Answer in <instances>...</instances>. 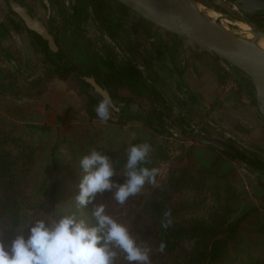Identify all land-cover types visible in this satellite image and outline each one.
<instances>
[{
	"label": "rangeland",
	"instance_id": "obj_1",
	"mask_svg": "<svg viewBox=\"0 0 264 264\" xmlns=\"http://www.w3.org/2000/svg\"><path fill=\"white\" fill-rule=\"evenodd\" d=\"M197 1L220 13V21L230 20L231 28L237 32L240 27L236 22H246L244 19L247 16L232 0ZM246 23L250 24L251 28L256 26L264 29V19L262 26ZM169 36L172 37L170 34ZM178 41L190 57L188 81L199 95L193 94L196 95L195 102L208 105L206 107L208 111L199 114L201 119L195 117L190 121L193 129L211 138L229 142L250 157L254 153L264 157V122L256 113L257 107L250 79L224 61L218 63L230 71L231 75L227 79H218L209 52L197 48L189 40L178 38ZM193 53H198L199 63L193 60ZM40 80L33 85L34 87L26 84L22 88L23 92L20 95L22 97L19 96L21 102L0 101V127L22 136L24 142L28 144L37 143L38 156L41 155L37 160L39 164L43 165L50 158L52 150L55 153L56 165L66 170L68 166H74L72 157H76L82 147L90 148L96 142L118 146L123 141L130 143L133 138L139 137L143 142L150 143L152 148L157 147L159 150L164 140L169 139L173 143L172 148L175 149L172 151L176 155H186L188 152L189 159L202 163L221 158L222 170L227 172L225 181L233 186L230 195L235 196V206L239 211L256 207L264 218V170L244 159L233 158L214 147L196 141L194 132L180 134L179 131L173 130L175 135L169 136L171 130L162 129L158 133L146 125L143 119L144 110L155 105L153 98L146 97L132 104L131 111L137 114L131 115L135 116L134 118L125 116L123 122L119 123L110 119L101 121L98 117L92 119L88 116L85 98L80 97L79 92V96L74 95L71 92L73 88H63L55 83L49 85L46 79ZM161 82L173 89L172 80L162 79ZM161 82L159 86L162 85ZM32 89L35 91L32 92ZM178 106L180 109L183 108L180 102ZM158 164L157 161L154 168H157ZM160 168V174L166 170V166ZM81 176L82 174L79 179ZM61 179H67L60 182L61 186H69V189H62L63 200L72 196L74 199L79 190L78 186L69 180L73 178L66 175ZM114 191L115 189L98 194L96 204L105 203L108 214L129 225L134 235L152 245L153 264H170L169 253L165 249L162 253L158 251L160 243L156 221L146 207V199L130 198L125 205L120 206L113 199ZM204 202L197 207L198 210H202ZM70 205L71 203L65 204L66 207ZM7 227L8 219H1L0 239Z\"/></svg>",
	"mask_w": 264,
	"mask_h": 264
},
{
	"label": "trees",
	"instance_id": "obj_2",
	"mask_svg": "<svg viewBox=\"0 0 264 264\" xmlns=\"http://www.w3.org/2000/svg\"><path fill=\"white\" fill-rule=\"evenodd\" d=\"M244 14L247 16L244 19L246 22L262 26L263 14ZM15 26L17 28L18 24ZM131 72L132 89L136 94L142 95L151 90L152 95L162 101L159 108L146 112L144 123L158 133L165 126L171 127L169 118H166L168 107L158 85L150 83L139 72ZM38 81L37 77L26 80L31 83L30 87H34ZM95 98L91 96L88 105L92 119L97 117ZM122 119L110 118L118 123L123 122ZM180 121L181 125L187 126L186 119ZM182 131L189 132L185 126ZM24 141L22 136L0 127V220L8 219L7 230L1 239L6 241L11 238L12 232L29 220L63 213L65 204L71 203L67 207L69 211L76 210L73 196L63 200L62 189H69V186L63 187L60 182L67 180L61 178L68 175L73 178L69 180L78 186L79 176L83 174L79 159L91 149L95 148L110 157L118 173L112 179L123 183L125 177L120 173L126 163V150L132 144L143 142L139 137L133 138L130 143L123 141L118 146L96 142L90 148L82 147L77 156L72 157L74 166L62 170L55 163L53 150L42 165L37 162L41 156H38L37 143ZM172 145L169 139H165L159 150L152 148L150 162L145 165L154 168L158 161L156 169L166 166V170L158 174L159 186L146 184L140 195L132 197L134 200L146 199V207L156 221L159 243L166 245L165 250L170 255V264H264V218L256 207L239 211L235 206V196L230 195L233 186L225 181L227 172L222 170L223 160L217 158L202 163L189 159L188 152L186 155L174 154ZM223 153L264 166L258 156L250 157L240 152L239 156ZM202 202V210H198ZM92 207L89 204L84 210L89 214L90 223ZM169 209L172 224L165 229L160 222L164 218L163 213Z\"/></svg>",
	"mask_w": 264,
	"mask_h": 264
},
{
	"label": "flooded vegetation",
	"instance_id": "obj_3",
	"mask_svg": "<svg viewBox=\"0 0 264 264\" xmlns=\"http://www.w3.org/2000/svg\"><path fill=\"white\" fill-rule=\"evenodd\" d=\"M5 1L9 8V16L17 18L18 26L15 30L18 33L22 31L28 37L20 48L28 45L33 50L35 56L33 69L35 77L39 79L38 82L43 78L44 81L47 80V84L55 83L73 88L72 92L77 95L79 92L80 97L85 98V108L90 117L88 112L90 97H96L95 109L105 98L96 91L92 83L95 81L108 91L112 100L114 106H111V118L120 119L125 116L132 118L134 116L131 115L137 114L131 111V106L139 99L151 97L155 102L154 106L144 110L145 115L147 111L159 108L158 106L162 104L160 99L152 95L151 90L139 95L132 89L134 85L130 73L139 72L138 74L150 83L158 85L162 92L163 101L168 107L166 118H169L171 123V127L165 126L164 130L170 129L169 132L173 135H175L173 130L179 131L180 134L194 132L195 139L198 131L193 129L190 121L195 117L201 119L200 115L208 111L206 108L208 105L195 102L196 95H199L188 81L190 57L178 41V38H186L154 25L119 0ZM13 1L24 7L31 17L40 20L53 37L56 48L50 46L49 41L41 33L26 25L23 17L12 8ZM22 51L28 54L24 46ZM210 54L218 79L229 78L231 72L218 63L223 60ZM192 58L199 63L198 53H193ZM194 74L196 75L195 72ZM162 79L172 80L173 89L162 84ZM179 102L183 105L182 109L178 106ZM180 119H186L187 126L181 125ZM183 126L189 132H183ZM227 144L237 150L236 155L239 152L243 153L233 144L229 142ZM255 156L264 163V157L252 154V157ZM256 166L264 170V166Z\"/></svg>",
	"mask_w": 264,
	"mask_h": 264
},
{
	"label": "clouds",
	"instance_id": "obj_4",
	"mask_svg": "<svg viewBox=\"0 0 264 264\" xmlns=\"http://www.w3.org/2000/svg\"><path fill=\"white\" fill-rule=\"evenodd\" d=\"M112 101L105 97L95 111L101 121L111 118ZM151 144H132L126 150V163L120 183L112 178L117 169L110 157L95 148L79 159L82 176L74 197L75 211L65 207L55 213L29 220L12 232L9 240L0 239V264H153L152 245L134 235L129 225L108 214L105 203L95 204L98 194L113 192L115 202L123 206L142 193L146 184L158 187L159 170L149 168ZM93 207L89 214L84 210ZM161 227L172 224L171 210L163 213ZM27 230V234L25 231ZM166 245L161 242L158 251Z\"/></svg>",
	"mask_w": 264,
	"mask_h": 264
},
{
	"label": "water",
	"instance_id": "obj_5",
	"mask_svg": "<svg viewBox=\"0 0 264 264\" xmlns=\"http://www.w3.org/2000/svg\"><path fill=\"white\" fill-rule=\"evenodd\" d=\"M119 1L154 25L192 41L246 75L253 86L257 116L264 122V49L256 40L241 36L233 28L225 27L220 20L206 16L198 9L197 0ZM232 1L243 13L264 15V0ZM11 6L23 17L30 29L41 33L50 46L56 48L53 37L38 18L31 17L17 2L13 1ZM252 33L264 37V29L256 26H253ZM92 83L97 92L110 97L105 88L95 81ZM195 139L220 151L237 154L236 149L219 139L208 138L199 132L195 134Z\"/></svg>",
	"mask_w": 264,
	"mask_h": 264
},
{
	"label": "crops",
	"instance_id": "obj_6",
	"mask_svg": "<svg viewBox=\"0 0 264 264\" xmlns=\"http://www.w3.org/2000/svg\"><path fill=\"white\" fill-rule=\"evenodd\" d=\"M9 13L6 1L0 0V101L21 102L19 96L23 92L22 88L26 84H31L26 80L36 78L33 69L35 56L28 45H23L28 51L27 55L22 51L23 46L20 48L28 37L22 31L18 33L15 30V24H18L17 18L10 17ZM72 94L75 95L74 92Z\"/></svg>",
	"mask_w": 264,
	"mask_h": 264
},
{
	"label": "bare ground",
	"instance_id": "obj_7",
	"mask_svg": "<svg viewBox=\"0 0 264 264\" xmlns=\"http://www.w3.org/2000/svg\"><path fill=\"white\" fill-rule=\"evenodd\" d=\"M198 9L204 13L206 16L212 18L213 20H219V17L221 16L220 13L215 11L212 8L206 7L204 4L200 2H196ZM222 24L225 27H231V21L228 19H223L221 20ZM236 25L240 27V30L237 32L239 35L244 36L246 38L256 40L257 44L264 49V37L262 36H256L255 34L252 33L253 28L245 22H236Z\"/></svg>",
	"mask_w": 264,
	"mask_h": 264
}]
</instances>
